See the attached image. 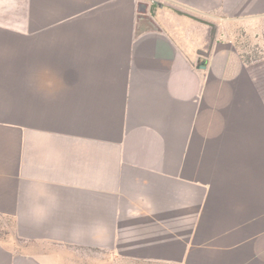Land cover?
I'll use <instances>...</instances> for the list:
<instances>
[{
  "label": "crops",
  "instance_id": "obj_1",
  "mask_svg": "<svg viewBox=\"0 0 264 264\" xmlns=\"http://www.w3.org/2000/svg\"><path fill=\"white\" fill-rule=\"evenodd\" d=\"M251 53L264 0H0V264H264Z\"/></svg>",
  "mask_w": 264,
  "mask_h": 264
},
{
  "label": "trees",
  "instance_id": "obj_2",
  "mask_svg": "<svg viewBox=\"0 0 264 264\" xmlns=\"http://www.w3.org/2000/svg\"><path fill=\"white\" fill-rule=\"evenodd\" d=\"M247 62L256 72L258 84L264 89V60L258 54H251L247 57Z\"/></svg>",
  "mask_w": 264,
  "mask_h": 264
},
{
  "label": "rangeland",
  "instance_id": "obj_3",
  "mask_svg": "<svg viewBox=\"0 0 264 264\" xmlns=\"http://www.w3.org/2000/svg\"><path fill=\"white\" fill-rule=\"evenodd\" d=\"M250 44L253 45L252 43H250ZM250 44H249V46H250ZM255 51H257L258 53L261 52V50H257V49ZM254 54H256V53H254ZM261 55H259V56H261ZM11 221H12L11 219H8V218L0 215V239H6L7 235H9V236L12 235L13 230H14V226H13Z\"/></svg>",
  "mask_w": 264,
  "mask_h": 264
}]
</instances>
